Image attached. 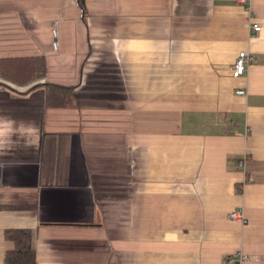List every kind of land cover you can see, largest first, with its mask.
Returning <instances> with one entry per match:
<instances>
[{
	"label": "crops",
	"instance_id": "crops-1",
	"mask_svg": "<svg viewBox=\"0 0 264 264\" xmlns=\"http://www.w3.org/2000/svg\"><path fill=\"white\" fill-rule=\"evenodd\" d=\"M86 8L0 0V62L43 56V81L76 88L61 109L43 83L0 86V264L8 229L37 264H264V0Z\"/></svg>",
	"mask_w": 264,
	"mask_h": 264
},
{
	"label": "trees",
	"instance_id": "trees-1",
	"mask_svg": "<svg viewBox=\"0 0 264 264\" xmlns=\"http://www.w3.org/2000/svg\"><path fill=\"white\" fill-rule=\"evenodd\" d=\"M82 18L87 17L86 0H77ZM47 77V63L43 56L8 57L1 59L0 78L2 87L14 83L26 86L31 83H43L46 105L49 108H73L76 105L75 86H64L52 82H41ZM5 238L14 243V249L7 252L8 264H37L36 251L33 248L32 231L28 229H8Z\"/></svg>",
	"mask_w": 264,
	"mask_h": 264
},
{
	"label": "built area",
	"instance_id": "built-area-1",
	"mask_svg": "<svg viewBox=\"0 0 264 264\" xmlns=\"http://www.w3.org/2000/svg\"><path fill=\"white\" fill-rule=\"evenodd\" d=\"M234 1L239 2L240 4H243V5H246L249 2V0H234ZM252 28H253L254 32H257V33L260 32V30H261L260 25H257V24L253 25ZM58 37H59V31H58L57 27H54V29H53V47H54V50H57L59 47ZM251 61H252V57L248 52L240 53L239 58L237 59L235 65H234V68H233L234 77L242 76L246 72L247 65ZM41 82H44V81H41ZM6 85L8 87H12V84H10V83H7ZM236 93L238 95L243 96L246 94V91L245 90H239ZM228 217L230 219H233V220L241 221L242 223L246 222L244 215H243V212L240 209L232 211L231 213H229ZM249 260H250V257L248 255H246L242 252H238V253H236V259L228 257L226 259V264H244L245 262H247Z\"/></svg>",
	"mask_w": 264,
	"mask_h": 264
},
{
	"label": "clouds",
	"instance_id": "clouds-1",
	"mask_svg": "<svg viewBox=\"0 0 264 264\" xmlns=\"http://www.w3.org/2000/svg\"><path fill=\"white\" fill-rule=\"evenodd\" d=\"M6 123H11L10 121H7ZM29 131H31V132H35V131H37L35 128H29Z\"/></svg>",
	"mask_w": 264,
	"mask_h": 264
}]
</instances>
